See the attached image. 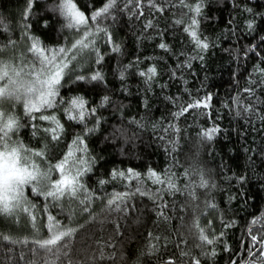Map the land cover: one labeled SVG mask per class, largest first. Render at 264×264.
Returning <instances> with one entry per match:
<instances>
[{"label":"trees","instance_id":"trees-1","mask_svg":"<svg viewBox=\"0 0 264 264\" xmlns=\"http://www.w3.org/2000/svg\"><path fill=\"white\" fill-rule=\"evenodd\" d=\"M75 2L90 16L107 0ZM56 3L33 0L29 8L28 0H0V58L20 52L21 61L26 59L31 41L26 38L25 23L30 25L27 36L38 38L42 47H69L78 34L64 26V18L54 10ZM157 3L165 6L163 13L150 8L148 0H142L139 8L136 0L131 4L117 0L116 8L100 22L112 43L101 33L98 52L80 53L69 64L57 99L85 98L96 109L95 116L87 117L86 127L68 119L67 105L58 103L45 113L56 115L63 125L60 139L54 141L43 131L49 122L30 120L20 110L13 112L23 125L17 139L34 150L46 147L47 162L60 161L78 135L85 137L87 155L93 160L83 179L93 197L89 211H82L85 205L78 200L53 206L50 199L31 190L27 198L39 215L51 214L78 229L69 251L75 264H165L170 258L176 264H191V256L182 257L181 251L198 257L201 264H248L253 259L248 253L249 230L264 233V120L260 118L264 116V76L257 71L264 68V0H203L198 32L209 47L199 52L183 30L187 25L175 23L188 10L179 6V0ZM149 20L152 27L146 28ZM250 21L254 30L248 29ZM160 43L168 49H161ZM115 45L119 51H113ZM149 67H155L157 74L146 82L147 77L139 73ZM96 72L102 73V81L77 79ZM246 88H252L253 94L246 93ZM208 95V109L174 115L183 105ZM105 96L109 102L102 105ZM237 98L241 104H251L253 111L245 113ZM213 126L219 131L212 140H203L201 131ZM86 128L95 131L85 135ZM128 169L142 174L147 194L132 195L125 212H109L100 197L134 192L139 183L111 176L113 170ZM149 169L173 174L179 191L172 193L166 185L153 184L146 178ZM201 177L208 187L197 186ZM101 180L107 183L101 185ZM44 217L36 221L39 229ZM20 219L0 216V234L31 241L36 230L27 215ZM194 221L215 238L212 245L197 246ZM34 247L0 239V264H68L64 256L34 254ZM101 249L103 260L99 259ZM212 251L214 256L205 255Z\"/></svg>","mask_w":264,"mask_h":264},{"label":"snow or ice","instance_id":"snow-or-ice-1","mask_svg":"<svg viewBox=\"0 0 264 264\" xmlns=\"http://www.w3.org/2000/svg\"><path fill=\"white\" fill-rule=\"evenodd\" d=\"M32 2L33 0H28L29 8ZM131 3L132 0H128V4ZM141 3L142 0H136L138 8L141 6ZM148 5L157 12L163 13L165 11V6L159 5L157 0H148ZM116 6L117 0H107L101 8L93 10L90 16H86L78 7L75 0H57L54 10L64 18V26L70 30H75L78 34L70 46L58 49H48L47 46L42 47L38 38L27 36V29L30 25L25 23L23 25L25 35L31 41L30 45L26 48V52L32 54L31 59L22 60L19 64L15 61L0 59V216L16 217L20 213L26 214L30 218L33 228L36 230V235L31 241L27 238L23 241H17L9 235L3 234H0V239L9 241L12 244L32 243L35 245L31 249L34 254L42 251L46 254H51L56 259L64 256L68 258V264H75L69 256V251L71 250V240L78 229L63 224L55 216L49 214L47 216L48 223L45 225L48 234L46 237L40 236V229L36 224V205L31 203L25 196V186H31L32 193L36 196L44 197L46 201L50 198L53 206H59L60 202L64 200H78L81 205H85L82 211H89L87 205L92 202L93 197L82 183L81 178L91 170L93 160L90 155H87L85 137L78 135L73 141V145H75L74 149L70 148L60 161L54 164L49 163L46 160V147L34 150L25 145L21 140L13 139L14 136H18L19 129L23 125H21L20 119L14 113L5 108V105L11 104L14 106L20 104L22 105L24 116L30 120L38 119L49 122V126L45 127L43 131L50 135L54 141L60 139L59 134L63 131V125L56 115L45 113L49 109L54 108L58 103L67 105L64 112L68 116V119L76 120L80 124H85L86 127L87 117L89 115L95 116L96 109L89 107L85 98L80 96L70 98L67 101H64L62 98L58 100L57 98L60 95L59 89L62 87L61 82L67 74L69 64L76 59L78 54L86 50L98 52L96 38L100 33L108 36V41L112 43L107 29L101 27L100 22L102 19L107 18ZM127 6L126 4L125 7ZM179 6L188 11L182 13L181 18L177 19L175 23L187 25L183 30L189 34L194 48L198 52L206 50L209 45L205 39L201 38L198 32L199 20L197 19L202 12L203 0H198L194 4L188 3L187 0H179ZM249 11L251 10L249 9ZM189 13H192V15H189ZM140 14L143 15V12ZM26 19L27 16L25 15ZM89 21H91V24ZM145 27H152L151 20L148 21ZM248 29L254 30L253 22L250 21L248 23ZM261 40L264 41V37H261ZM9 44L14 46L15 42L9 41ZM159 47L164 50L168 49L165 43H160ZM255 49L256 46H253L252 50L255 51ZM0 51H3V49H0ZM113 51H119V46L115 45ZM256 54L259 55L258 52ZM199 59L202 60L203 56H199ZM96 62H100V57L97 58ZM257 71L261 76H264V68H258ZM139 74L147 77L146 82H148L154 79L157 73L155 67H149L146 72H140ZM121 78H123V73L121 74ZM77 79L102 81L103 75L100 72H96L90 78L81 75L77 76ZM244 91L250 95L253 94L252 88H246ZM210 101V95L201 99H194L192 102L183 105L180 111L174 115L180 116L195 108L208 109ZM107 102H109V97H103L102 105ZM236 102L243 108L245 113L253 111L251 104H241L239 98H237ZM260 118L264 120V116ZM33 127L37 126L33 125ZM94 131L95 128H86L85 135ZM218 131L219 128L213 126L202 130L200 136L203 140L210 141ZM35 134L34 132L33 135ZM41 162L44 164L43 167L41 166ZM53 173H57L58 178L53 179ZM185 175H188L187 172ZM111 176L113 179H121L129 183L135 180L139 183L136 185L134 192H114L107 198L100 197L105 200L107 211L125 212L127 211V201L132 195L139 194L143 196L147 194L146 190L142 187V174L135 172V170L128 169L127 172L113 170ZM146 178L151 180L153 184L166 185L169 192L174 193L179 191L176 187L173 174L170 172L159 174L149 169ZM99 183L104 185L107 181L101 180ZM197 186L206 188L208 187V182L201 177ZM189 196L193 199L196 198L194 191H190ZM153 198L156 199V197ZM209 206L214 207V205ZM44 211H48L47 204L44 205ZM161 216H163V212H161ZM252 223L255 225L257 221L254 220ZM225 226L227 227L228 225ZM193 227L198 230L197 239L200 241V245H197L198 247L212 245L215 242V238L210 237L204 228L200 227L198 221H194ZM251 231L250 229L252 246L248 249V253L253 259L248 264H264V233L256 235L251 234ZM180 255L182 257L191 256V264H201V260L196 256H192L190 252L181 251ZM205 255L214 256L215 253L212 251L211 253H205ZM104 258V252L101 249L99 259L103 260ZM44 264H48V262L45 261ZM165 264H176V261L170 258Z\"/></svg>","mask_w":264,"mask_h":264},{"label":"rangeland","instance_id":"rangeland-1","mask_svg":"<svg viewBox=\"0 0 264 264\" xmlns=\"http://www.w3.org/2000/svg\"><path fill=\"white\" fill-rule=\"evenodd\" d=\"M103 36V34H99V36L96 38V42L101 38ZM98 43V42H97ZM96 43V44H97ZM87 51V50H86ZM86 51H84V53L86 52ZM83 53V52H82ZM22 56H23V54L22 53H20V52H15V53H13V54H10V57H7V58H0V59H3V60H11V61H15L17 64H19V63H21L22 61H21V59H22ZM31 56H32V54H28V56H26L25 58V60H28V59H31ZM74 62V61H73ZM5 108H7L9 111H11L12 113L15 111H22L23 112V108H22V105H20V104H16V105H11V104H6L5 105ZM13 139H17V137L16 136H14L13 137ZM75 148V145L72 147V149H74ZM77 155H79V153H77ZM43 162H41V166L43 167ZM52 178L53 179H56V178H58V174L57 173H54L53 174V176H52ZM83 179H84V175L82 176V178H81V181H82V183H83ZM29 190H31V186H25V196L27 197L28 196V191ZM50 199V198H49ZM64 202H66V200H64ZM35 213H36V216H37V220L39 221V220H41L40 218H43L44 216V218H45V221H43V224H42V226H41V228H40V231H39V235L40 236H44V237H46L47 236V234H48V230H47V228L45 227V225L48 223V221H47V216H48V214H45V215H39L38 213H37V211L35 210ZM23 215H26V214H23V213H20L18 216H16V217H4V216H2L3 218H6V219H10V220H14L15 222L16 221H18V220H21L20 218H22L23 217ZM36 220V221H37ZM42 221V220H41ZM33 231V233H32V237L34 238V236L36 235V231H34V230H32Z\"/></svg>","mask_w":264,"mask_h":264}]
</instances>
